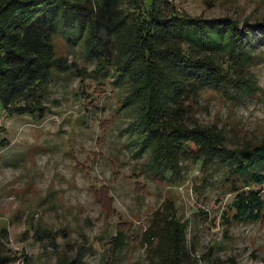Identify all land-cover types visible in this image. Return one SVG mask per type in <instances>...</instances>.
Wrapping results in <instances>:
<instances>
[{
  "label": "rangeland",
  "instance_id": "rangeland-1",
  "mask_svg": "<svg viewBox=\"0 0 264 264\" xmlns=\"http://www.w3.org/2000/svg\"><path fill=\"white\" fill-rule=\"evenodd\" d=\"M172 2L178 12L205 18L264 20V0ZM54 43L56 55L71 65L51 76L43 116L0 106V226L7 229L8 245L24 251L27 264H57L56 250L71 255L70 244L82 242L95 245L84 255L88 264H150L144 232L154 214L174 209L187 222L190 256L232 255L238 264H264V215L225 220L233 193L222 184L224 168L183 156L180 171L163 177L130 128L137 114L134 102L125 101L130 79L113 76L110 64L105 75L97 72L81 37L67 42L57 34ZM247 45L256 87L235 99L204 86L189 111L190 124H216L229 147L264 140V35ZM107 47L112 61L116 47L112 41ZM215 57L226 65V55ZM38 228H63L67 239L59 231L54 248L35 237ZM120 228L125 243L116 260L106 261V241ZM199 263L212 264L201 258Z\"/></svg>",
  "mask_w": 264,
  "mask_h": 264
},
{
  "label": "trees",
  "instance_id": "trees-1",
  "mask_svg": "<svg viewBox=\"0 0 264 264\" xmlns=\"http://www.w3.org/2000/svg\"><path fill=\"white\" fill-rule=\"evenodd\" d=\"M67 42L83 39L96 59V71L129 78L125 101L134 102L137 114L130 128L137 132L140 148L146 146L155 170L163 177L180 171L183 156L216 163L225 170L222 184L233 198L225 220L255 221L264 215V140L229 147L216 124L189 123L194 97L204 86L225 96L239 98L256 86L247 65L254 61L248 41L264 35V20L240 23L224 15L205 18L178 12L172 0H0V106L9 112L43 116L42 99L54 71L70 63L56 55L54 37ZM116 54L110 61L107 42ZM226 55L224 65L215 56ZM111 62V63H110ZM229 216V217H228ZM186 220L174 209L153 216L144 232L150 264H238L202 254L190 256L185 241ZM59 231L38 228V240L57 248ZM152 237L157 238L153 244ZM125 232L118 229L106 242V261H114L124 245ZM68 243V242H65ZM95 245L70 244L56 250L57 264H88L84 255ZM28 263L24 251L8 245V232L0 226V264H10L17 255Z\"/></svg>",
  "mask_w": 264,
  "mask_h": 264
},
{
  "label": "built area",
  "instance_id": "built-area-1",
  "mask_svg": "<svg viewBox=\"0 0 264 264\" xmlns=\"http://www.w3.org/2000/svg\"><path fill=\"white\" fill-rule=\"evenodd\" d=\"M10 264H24L23 257L18 254L17 257Z\"/></svg>",
  "mask_w": 264,
  "mask_h": 264
}]
</instances>
